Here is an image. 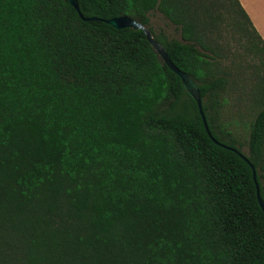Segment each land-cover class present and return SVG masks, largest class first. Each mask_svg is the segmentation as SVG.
Segmentation results:
<instances>
[{
	"label": "trees",
	"instance_id": "trees-1",
	"mask_svg": "<svg viewBox=\"0 0 264 264\" xmlns=\"http://www.w3.org/2000/svg\"><path fill=\"white\" fill-rule=\"evenodd\" d=\"M77 1L100 20L0 0V264H264V40L240 1Z\"/></svg>",
	"mask_w": 264,
	"mask_h": 264
},
{
	"label": "water",
	"instance_id": "water-1",
	"mask_svg": "<svg viewBox=\"0 0 264 264\" xmlns=\"http://www.w3.org/2000/svg\"><path fill=\"white\" fill-rule=\"evenodd\" d=\"M69 1H70L71 5L77 10V12L79 13V15L81 16V18L83 20H85V21L100 20L98 18H90V19L85 18L84 15L82 14L81 10H80V6H79L78 1L77 0H69ZM106 22L109 25H111L117 29L130 28L133 31H143L145 33L148 42L153 47V49L156 51L158 56L161 58L162 62L165 65H167L173 72H175L181 78L182 83H183L185 89L187 90V92L190 94V96L193 99L196 100L209 136L214 140V142L216 144L223 146L225 148H228L225 145H222L221 143H219L216 139H214L211 132H210V129H209L208 123H207V119H206V116H205L204 111H203V102H202V97H201V93H200L198 86L194 83V81L186 73L182 72L177 66L174 65V63L172 62L166 48L163 46L162 43H160L155 38L153 32L148 27H146L144 24L138 22L137 20H135L129 16H121L118 18H113V19L108 20ZM229 149L236 152L244 161H246L249 165L252 166L253 171H254V178H255V181L257 182L256 169H255L254 165H252V163L250 162L248 156H246V154H244L243 152H241L239 150L232 149V148H229ZM257 192H258V200H259L260 206L264 212V200L261 197L260 188H259L258 183H257Z\"/></svg>",
	"mask_w": 264,
	"mask_h": 264
},
{
	"label": "rangeland",
	"instance_id": "rangeland-1",
	"mask_svg": "<svg viewBox=\"0 0 264 264\" xmlns=\"http://www.w3.org/2000/svg\"><path fill=\"white\" fill-rule=\"evenodd\" d=\"M151 27L155 31V33L160 34L163 33L170 39H181L180 30L177 29L169 20H167L160 12H154L151 14ZM254 118V112H250L247 116H244L243 120L240 123H236V125L232 128L237 135L242 138V141L247 138L248 125L249 122ZM243 152L248 153L247 146L243 147Z\"/></svg>",
	"mask_w": 264,
	"mask_h": 264
},
{
	"label": "crops",
	"instance_id": "crops-1",
	"mask_svg": "<svg viewBox=\"0 0 264 264\" xmlns=\"http://www.w3.org/2000/svg\"><path fill=\"white\" fill-rule=\"evenodd\" d=\"M264 40V0H239Z\"/></svg>",
	"mask_w": 264,
	"mask_h": 264
}]
</instances>
